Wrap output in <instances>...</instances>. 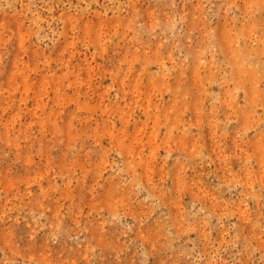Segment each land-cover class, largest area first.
<instances>
[{"label":"rangeland","instance_id":"374dc122","mask_svg":"<svg viewBox=\"0 0 264 264\" xmlns=\"http://www.w3.org/2000/svg\"><path fill=\"white\" fill-rule=\"evenodd\" d=\"M0 264H264V0H0Z\"/></svg>","mask_w":264,"mask_h":264}]
</instances>
